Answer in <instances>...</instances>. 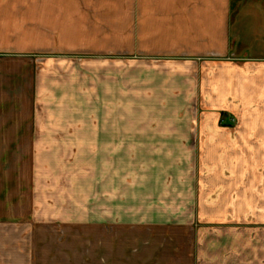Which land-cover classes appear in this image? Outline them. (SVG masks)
I'll return each mask as SVG.
<instances>
[{"label":"crops","instance_id":"obj_1","mask_svg":"<svg viewBox=\"0 0 264 264\" xmlns=\"http://www.w3.org/2000/svg\"><path fill=\"white\" fill-rule=\"evenodd\" d=\"M0 264H264V0H0Z\"/></svg>","mask_w":264,"mask_h":264},{"label":"rangeland","instance_id":"obj_2","mask_svg":"<svg viewBox=\"0 0 264 264\" xmlns=\"http://www.w3.org/2000/svg\"><path fill=\"white\" fill-rule=\"evenodd\" d=\"M121 48V47H120ZM123 48V47H122ZM121 48V49H122ZM119 58L130 57L127 51H119ZM21 152L23 153L22 165L19 167L16 163L20 161L19 159L7 158L6 159V194L8 198V204L6 206V215L9 220V217L12 213L17 212L23 215L22 222L24 225V229H30V223L27 221L29 219V213L31 211L30 204V192H31V180H30V158L26 156L29 151V143L23 142ZM20 190V191H19ZM21 196L22 204H15L14 201H10V197L14 195V193ZM2 195V191H1ZM12 202V203H10ZM18 202V200H17ZM9 225V223H8ZM25 235V234H24ZM24 239V243H25Z\"/></svg>","mask_w":264,"mask_h":264}]
</instances>
